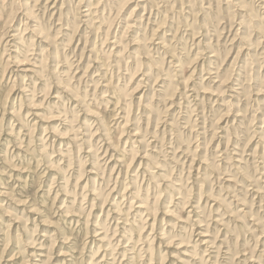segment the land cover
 Here are the masks:
<instances>
[{"label": "rangeland", "instance_id": "rangeland-1", "mask_svg": "<svg viewBox=\"0 0 264 264\" xmlns=\"http://www.w3.org/2000/svg\"><path fill=\"white\" fill-rule=\"evenodd\" d=\"M0 264H264V0H0Z\"/></svg>", "mask_w": 264, "mask_h": 264}, {"label": "bare ground", "instance_id": "bare-ground-1", "mask_svg": "<svg viewBox=\"0 0 264 264\" xmlns=\"http://www.w3.org/2000/svg\"><path fill=\"white\" fill-rule=\"evenodd\" d=\"M92 15V14H91ZM32 255V254H31Z\"/></svg>", "mask_w": 264, "mask_h": 264}]
</instances>
